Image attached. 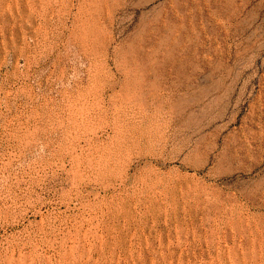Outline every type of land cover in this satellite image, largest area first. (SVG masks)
<instances>
[{
	"label": "rangeland",
	"instance_id": "1",
	"mask_svg": "<svg viewBox=\"0 0 264 264\" xmlns=\"http://www.w3.org/2000/svg\"><path fill=\"white\" fill-rule=\"evenodd\" d=\"M0 264H264V0H0Z\"/></svg>",
	"mask_w": 264,
	"mask_h": 264
},
{
	"label": "bare ground",
	"instance_id": "2",
	"mask_svg": "<svg viewBox=\"0 0 264 264\" xmlns=\"http://www.w3.org/2000/svg\"><path fill=\"white\" fill-rule=\"evenodd\" d=\"M93 18V17H92ZM103 18V17H102ZM158 23V22H157ZM100 26V25H99ZM95 27V26H94ZM163 27V26H162ZM159 28V27H158ZM157 28V29H158ZM97 29V28H96ZM93 31V30H92ZM98 31H99V29H98ZM98 31H96V32H98ZM158 31H159V29H158ZM173 31H175V30H173V28H171V27H169L165 32L167 33V34H173ZM180 31V30H179ZM101 33V32H100ZM96 34V33H95ZM99 36V35H98ZM93 37H94V35H93ZM97 37V36H96ZM100 37V36H99ZM99 37L97 38V39H99ZM154 37V36H153ZM146 43V42H145ZM143 48V47H142ZM156 70V69H155ZM142 75L140 74V77H141ZM139 82H135V87H136V89H137V91H138V93H143V95H156V93L159 91V89H160V87H159V85L158 84H154V85H148V80L146 79V78H139ZM126 86V85H125ZM127 86H129V85H127ZM131 88H134V87H131ZM128 89V88H127ZM135 90V89H134ZM136 94V93H135ZM146 95V96H147ZM141 95L139 94V97H140ZM146 96H145V98H143L142 100H145L146 99ZM142 98V97H141ZM167 100V99H166ZM142 102V101H141ZM146 102V101H145ZM172 102V101H171ZM172 111H173V114H175V115H178V117H179V114H181V112H182V109H183V107L184 106H182L181 105V103H179V102H173L172 103Z\"/></svg>",
	"mask_w": 264,
	"mask_h": 264
}]
</instances>
